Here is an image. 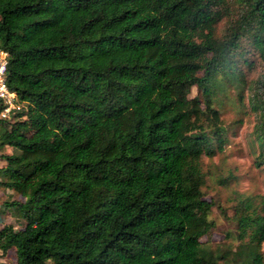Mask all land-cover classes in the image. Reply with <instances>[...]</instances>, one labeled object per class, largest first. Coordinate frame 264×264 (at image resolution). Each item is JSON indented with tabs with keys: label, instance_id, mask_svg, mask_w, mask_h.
<instances>
[{
	"label": "trees",
	"instance_id": "obj_1",
	"mask_svg": "<svg viewBox=\"0 0 264 264\" xmlns=\"http://www.w3.org/2000/svg\"><path fill=\"white\" fill-rule=\"evenodd\" d=\"M226 3L0 0V49L22 103L0 119V187L12 191L0 212L22 224L0 229L3 257L264 264L262 193L234 195L235 246L202 241L216 227L205 160L227 144L208 84L236 55L264 66V0H240L234 11ZM247 85L262 167L264 69Z\"/></svg>",
	"mask_w": 264,
	"mask_h": 264
},
{
	"label": "rangeland",
	"instance_id": "obj_2",
	"mask_svg": "<svg viewBox=\"0 0 264 264\" xmlns=\"http://www.w3.org/2000/svg\"><path fill=\"white\" fill-rule=\"evenodd\" d=\"M239 4L240 0H227L226 3L232 11ZM234 13L225 14L217 23L218 37H223L230 18L236 16ZM247 58L252 61L251 64L236 55L233 58L234 64L214 71L208 84L212 105L221 113L227 137L225 150L212 160H205L206 169L210 173L204 188L205 198L214 202L207 212L209 218L216 222V227L202 241L213 247L228 243L235 246L238 243L237 225L232 219L236 194H264V166L257 165L260 148L253 136L255 112L250 108L251 91L246 86V83L259 76L264 66L257 56L247 55ZM197 95V88H193L190 98ZM10 151V148L5 150ZM15 153L19 154L20 151L15 150ZM219 177L228 179L225 184H221L218 183ZM8 193V189L0 188V205L7 199ZM20 227L21 224L16 228ZM0 264H17L14 252H9L6 257L0 256ZM224 264L235 263L229 260Z\"/></svg>",
	"mask_w": 264,
	"mask_h": 264
},
{
	"label": "built area",
	"instance_id": "obj_3",
	"mask_svg": "<svg viewBox=\"0 0 264 264\" xmlns=\"http://www.w3.org/2000/svg\"><path fill=\"white\" fill-rule=\"evenodd\" d=\"M9 53L0 49V119H11L22 109L17 93L8 84Z\"/></svg>",
	"mask_w": 264,
	"mask_h": 264
},
{
	"label": "crops",
	"instance_id": "obj_4",
	"mask_svg": "<svg viewBox=\"0 0 264 264\" xmlns=\"http://www.w3.org/2000/svg\"><path fill=\"white\" fill-rule=\"evenodd\" d=\"M3 165H5V160L2 159V158L0 157V167H2ZM0 188H2V187H0ZM8 190H9V189H8ZM11 193H12V191L9 190V193H8L9 195L7 196V199H8L9 197H11ZM4 201H5V200H4ZM4 201H2V204H3ZM2 204L0 205V208H1ZM15 219H16V218L13 217L12 214H11L10 212H8V211H6V212H4V213H1V212H0V229H1L3 226H5V225H10V224H12V225H14L15 227H17V225L21 224V221H20L19 219H16V221H15ZM21 225H22V224H21ZM0 256H3L1 250H0Z\"/></svg>",
	"mask_w": 264,
	"mask_h": 264
}]
</instances>
